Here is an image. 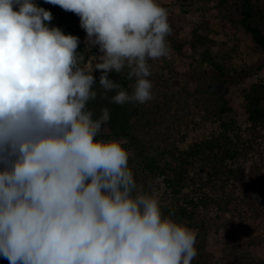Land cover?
<instances>
[{"label":"clouds","instance_id":"9594fccd","mask_svg":"<svg viewBox=\"0 0 264 264\" xmlns=\"http://www.w3.org/2000/svg\"><path fill=\"white\" fill-rule=\"evenodd\" d=\"M86 32L51 26L36 0H0V257L9 264H191L196 233L138 188L129 153L101 139L110 121L87 106L153 99L149 61L170 53L157 0H45ZM100 71L97 84L94 71ZM110 73L132 81L131 91ZM98 85L100 91L94 90ZM114 93L111 97L108 93Z\"/></svg>","mask_w":264,"mask_h":264},{"label":"rangeland","instance_id":"374dc122","mask_svg":"<svg viewBox=\"0 0 264 264\" xmlns=\"http://www.w3.org/2000/svg\"><path fill=\"white\" fill-rule=\"evenodd\" d=\"M227 1L224 11L218 8L217 0H157L158 4L168 10V22L171 23L172 31L167 37L169 55L149 61L153 99L145 104L150 111L159 110L162 121L156 122L159 115L155 111L156 121L146 127L148 130L143 131L144 135H140L144 136L150 147L149 152L153 155L158 156L162 152L161 147L167 150L171 144L182 150L191 143L217 136L221 132V119L217 110L223 101L230 108L225 121L230 117L238 126H246L242 97L251 85L260 79L264 80V55L257 50L250 36L238 24V0ZM251 1L260 11L259 26L264 33V0ZM36 3L52 13L51 26L77 33L81 43L85 45L86 32L80 27V19L76 14L61 8L52 10L54 5L45 3V0H36ZM197 25L200 26L199 33L211 40L212 52L225 56V83L213 84L212 65L200 61L197 51L189 46L191 30ZM84 54L85 62L81 66L87 68L95 62L91 56L99 53L84 50ZM217 93L221 95V99H217ZM262 147L264 144L260 151H263ZM125 149L129 153V159H132V149ZM257 162L260 164V161ZM252 163L250 160L244 163L243 178L237 182L239 188L236 195L241 199H244L240 194L242 189L252 185ZM129 167L134 173L138 188L145 191L155 189L158 192L161 206L172 205L175 201L182 204L181 198L177 200L170 194L161 177L142 173L130 165ZM259 176L264 182V162L261 163ZM206 192L214 198L220 194L210 188H206ZM249 194L251 193L248 191L244 197L248 198ZM260 200H253V208L257 210L255 215L245 209L250 208L247 206L251 203L249 200L248 204L237 205L239 209H245L246 217L252 216L247 220L245 230L237 224L234 225L235 219L227 212L222 214L215 211V208L210 213L199 212L198 218L205 219L208 232L204 249L200 251L202 259L196 255L191 264H234V258L238 254L244 255L249 264H264V201L262 199L260 203ZM191 229L197 236V227ZM228 229L236 234L233 240ZM0 264H9V261L0 257Z\"/></svg>","mask_w":264,"mask_h":264},{"label":"trees","instance_id":"16d2710c","mask_svg":"<svg viewBox=\"0 0 264 264\" xmlns=\"http://www.w3.org/2000/svg\"><path fill=\"white\" fill-rule=\"evenodd\" d=\"M227 3V0H217L218 8L224 11ZM59 9L60 7L56 5L52 7V10ZM237 9L240 28L250 36L257 50L264 55V33L259 26V9L251 0H238ZM199 29L200 26L198 25L192 28L189 46L197 51L200 61L212 65L214 72L212 76L213 84L225 83L227 78L224 65L225 56L224 54L218 55L212 52L211 40L201 35ZM63 32L77 36V33L66 28L63 29ZM84 50L85 45L80 43L77 51L84 53ZM91 52L96 54L98 50L93 47ZM100 74L99 70L94 74L97 84ZM109 75L110 78L120 83L125 90L131 91L129 86L132 81H128L116 73H110ZM94 90L100 91L98 85ZM112 95L114 93H108L109 97ZM217 97V99L222 98L219 93H217ZM87 107L94 112V118L99 116L102 107H107L110 111V121L102 126L98 138L122 140L124 142L123 146L131 148L134 153V157L129 159L130 166L139 169L142 173L161 177L170 194L176 197L177 200L182 199V204L175 201L172 205L161 206L162 212L165 216L171 215L173 219L183 222L190 228L197 227L196 250L199 259H202L200 251L204 249L208 232L205 219L198 218L199 212L210 213L213 208L222 214L227 212L232 219H235L234 225L237 224L242 230L246 229L247 220L251 215L246 217L245 209L255 215L257 210L253 208L254 198H260V203H262V199L264 201V182L259 176L261 163L264 162V147H262L263 151H260L261 145L264 144L263 79L251 85L243 94L242 110L246 114V126L244 128L238 126L230 117L225 121L230 108L223 101L217 110V115L221 119V132L217 136L209 140L191 143L186 149L182 150L174 144L169 145L167 150L161 147L162 152L158 156L149 152V144L141 135H144L143 131L146 132L148 130L146 127L153 124L156 119L157 123L162 121L159 110H155L156 115H159L155 119V111H150L146 104H125L121 106L100 99L99 96L95 101H90ZM249 160L253 162L251 166L252 185L242 189L240 194L244 199H241L236 195L239 188L237 182L242 180L244 175L243 165ZM257 161H260V164ZM203 173L206 177L202 175ZM206 188H210L213 192H220V194L215 198L211 197L207 194ZM248 191L251 194L248 198L244 197ZM240 203H250L247 205L250 208L241 210L237 207ZM228 233L233 240L236 234L229 229ZM234 264L249 263L244 255L238 254L234 258Z\"/></svg>","mask_w":264,"mask_h":264}]
</instances>
